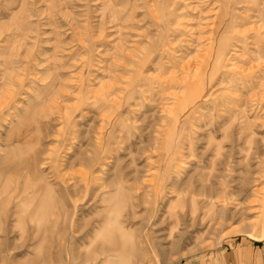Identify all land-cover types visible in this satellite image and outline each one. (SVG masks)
I'll list each match as a JSON object with an SVG mask.
<instances>
[{
    "label": "rangeland",
    "instance_id": "rangeland-1",
    "mask_svg": "<svg viewBox=\"0 0 264 264\" xmlns=\"http://www.w3.org/2000/svg\"><path fill=\"white\" fill-rule=\"evenodd\" d=\"M104 143L105 159L92 162ZM1 150L18 154L0 165V182L9 172L17 192L32 191L47 160L83 192L85 175L91 193L106 184L104 207L122 224L137 213L135 235L158 208L161 255L148 264H229L248 249L264 264L253 227L264 220V0H0ZM80 193L54 210L83 204ZM14 204L1 216L0 264L96 256L75 232L103 207L73 228L47 216L16 226ZM193 211L198 225L187 228Z\"/></svg>",
    "mask_w": 264,
    "mask_h": 264
},
{
    "label": "bare ground",
    "instance_id": "bare-ground-1",
    "mask_svg": "<svg viewBox=\"0 0 264 264\" xmlns=\"http://www.w3.org/2000/svg\"><path fill=\"white\" fill-rule=\"evenodd\" d=\"M218 52H217V54L220 57V51L218 50ZM193 76H195V75H193ZM196 76H197V74H196ZM194 83L191 84V86L194 85ZM189 85H190V83H189ZM189 85H188V87H189ZM195 99H197L196 96H190L187 99V101L190 104H193ZM103 145L104 146L100 148L99 155L96 156V158L93 159L92 162L99 161L100 157L104 158L106 152L110 151L111 148L106 149L107 143L106 144L104 143ZM50 157H51V155H50ZM58 157H59V155H58ZM16 158H18V154H16V152H6L4 150L0 151V165L1 164H8L9 165L10 162H13ZM54 160H56V159H54ZM46 162H47V160H46ZM46 162H45V164L44 163L42 164V161H41L42 167L41 168L38 167L37 169L35 168L34 171H35L36 176H35V181L31 187L32 188L31 192H28L29 186L27 183L24 185V187H23L24 189L21 192H17L18 189L20 188L19 182L15 186V184H16L15 176H10L8 174L9 172L6 173V171H4V173L2 175V181L0 182V188H1L0 189V196H1V199H0V222H2L1 216L4 217V219L6 220L5 215H7V214L5 213V211L10 212V208L15 205L14 204L15 202H16V205L18 206L17 208H22L21 212L17 213V211L16 212L12 211L13 213H12V215H10L12 217L15 216L14 222H15L16 226H17V224L18 225L20 224L21 220H23V222L29 223L30 225H33L34 223H37L38 221L39 222L43 221V220L45 221L46 216H47V217H50L51 219L53 218L52 222L57 223V224H59L58 223L59 221H66V222L69 221L70 226H72L74 228L75 220L77 218H79V217L89 218L90 216H92L94 214V212L96 213V211L98 209L103 207L104 208L103 210L108 211L106 216L98 217L97 219H95L91 225L89 224L87 226L88 229H84V230L82 229L81 231L75 232L76 234L79 235L81 241H83V242L88 241L90 246L96 245L97 254L92 260H90V262L88 264H118L119 262H121L120 264H124V263H126V264H148L150 262V259L148 257L150 256L149 254L151 252H154L156 255H161V252L159 250V248L161 249V244L159 242H157V240H158V236H156L157 231L154 229V227L156 226V223H152V218H156V216H157V212H158L157 209L158 208L153 209L152 217L150 219L144 220L141 224H139V229L137 230V234L135 235L131 231L133 230V228L135 226H137V224L134 223V220L136 218L137 213H133L131 215L132 217L130 216L129 219L126 220L125 223H128V224L125 225V223L124 224L117 223L114 220L115 216H113L114 214L112 215L111 207H104L110 201V196H111L110 195L111 193H107L104 191L106 188L105 187L106 184L104 185V188L102 187L104 190L101 188H97L96 190H93L91 193V189H90V185H89V177L86 175L84 177L82 176L83 180L86 182V187H87L85 192H83V190L81 188L79 190V188L77 186L78 183L76 184V186H74V185H70L68 183L69 181L68 182L66 181V179L62 175V173H63L62 170H58L57 168L52 167V168H49L50 169V171H49L48 167L46 166ZM52 163H53V161H52ZM83 163H84V161H83ZM19 167H20V165H19ZM60 168H62V167H60ZM92 169H93V167H92ZM19 176H20V174H19ZM30 176H31V173H30ZM66 176H68V175H66ZM20 185H21V183H20ZM82 188L84 189V186ZM79 191H81V193L82 192L84 193V196L80 195L81 200L84 201L83 204H79V201L76 200L74 202V205H72L71 210H69V208L66 209L65 204H61V207L54 210L55 209L54 207L56 205V204L54 205V203H55L56 199L67 200L68 197L73 198L79 194ZM153 194L156 196L157 201H158L159 189L153 187ZM86 197L89 198L87 201H86V199H87ZM212 198L213 197L206 198V202L210 203L209 206H210L211 210H213L215 207V203L213 202ZM36 201L39 202V206L37 207V209H35V207L33 206V203ZM217 203H219V202H217ZM217 203H216V206H218ZM6 205L11 206V207L7 210L5 208ZM52 210H54L55 212ZM60 210L63 213H64V211H66L65 219H64V216L62 218ZM24 211L25 212L28 211V212L25 213ZM195 213L196 212L193 211L191 218H190L191 219L190 224H185L187 228H189V227L193 228L194 226L198 225V223L196 222L197 217H196ZM10 221H12V220H10ZM53 226H55V225H53ZM249 226H251V225H249ZM253 227H255V228L261 227V229L264 233V220L260 221V222L257 221V223ZM184 234L185 233H183L182 231H178L177 236H175L174 234H170L169 238L172 240V244H174L175 242L180 243L182 241V238L184 237ZM128 241L132 242L133 245L135 246V247L132 246L133 249L135 250L136 254H137V259H138V261L135 263L130 262L131 255L126 254L127 251L125 250V244ZM115 242H119V244L114 245ZM97 244H99V245L97 246ZM87 262H88V260L85 261V263H87ZM60 264H63V263H60Z\"/></svg>",
    "mask_w": 264,
    "mask_h": 264
},
{
    "label": "crops",
    "instance_id": "crops-1",
    "mask_svg": "<svg viewBox=\"0 0 264 264\" xmlns=\"http://www.w3.org/2000/svg\"><path fill=\"white\" fill-rule=\"evenodd\" d=\"M253 249H248L249 255L247 253L242 252V256L238 257V254L233 255V257L228 259L229 264H257L258 260L255 258L254 261V253Z\"/></svg>",
    "mask_w": 264,
    "mask_h": 264
}]
</instances>
